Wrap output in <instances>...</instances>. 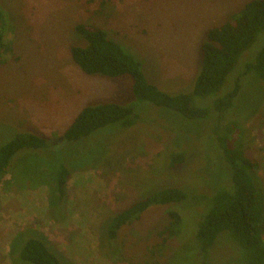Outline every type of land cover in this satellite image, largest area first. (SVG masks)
Wrapping results in <instances>:
<instances>
[{
	"label": "rangeland",
	"instance_id": "374dc122",
	"mask_svg": "<svg viewBox=\"0 0 264 264\" xmlns=\"http://www.w3.org/2000/svg\"><path fill=\"white\" fill-rule=\"evenodd\" d=\"M246 1L0 0L3 42L11 47L0 53V146L17 133H33L48 143L15 153L0 180V264H29L19 253L38 234L63 264L192 262L198 248L195 226L206 203L191 196L222 185L219 154L212 152L219 138L204 139L209 129L200 120L139 101L129 75L84 72L69 48L85 44L75 24L98 26L140 63L149 82L169 94L191 93L206 30L230 20ZM258 47L253 44L244 58ZM106 102L135 105L136 122L60 141L84 106ZM194 104L210 110L216 127L212 97H196ZM231 108L222 122L226 127L237 121L233 137L240 133L245 154L257 161L264 192V82L247 80ZM179 151L185 160L171 168L170 156ZM59 164L70 172L62 197L53 185ZM169 187L184 190L188 198L150 206L108 239L115 213ZM168 209L181 215L182 225L162 242L156 233ZM219 243L212 264H239L233 243Z\"/></svg>",
	"mask_w": 264,
	"mask_h": 264
},
{
	"label": "trees",
	"instance_id": "16d2710c",
	"mask_svg": "<svg viewBox=\"0 0 264 264\" xmlns=\"http://www.w3.org/2000/svg\"><path fill=\"white\" fill-rule=\"evenodd\" d=\"M3 20L4 12L0 5V53L3 49L11 51V47L3 42ZM74 30L85 44L72 45L69 52L84 72L111 77L129 75L132 92L139 101L171 109L188 119L200 120L201 126L206 125L209 129L206 137L202 136L204 139L216 138L218 142L219 138L212 152L219 154V168L222 166L225 177L222 185L210 192L191 196L197 197L206 206L195 226L198 248L190 264H212V250L220 246L221 241L233 243V255L239 259V264H264V192L259 186L262 181L258 163L245 154L238 137L240 133L233 137L238 128L237 121L226 127L222 122L247 80L264 82V38L257 42L260 32L264 31V0L246 1L230 20L206 30L200 44L201 68L191 93L169 94L149 82L140 63L123 45L108 37L102 28L77 23ZM253 44L259 45L257 51L250 52L249 58L245 59L246 51ZM232 75V82L228 83ZM196 97H212V107L217 112L216 127L210 118V110L194 104ZM135 109V105L114 102L84 106L64 130L60 141H77L113 123H117L114 127L132 126L139 114ZM47 146L46 139L41 136L17 133L0 146V180L15 153L25 148ZM184 160L185 152L179 151L171 154L169 165L175 168ZM69 176L68 168L59 164L53 185L61 197L66 192ZM187 198L188 194L178 187L155 190L115 213L108 221L106 236L110 241L114 240L122 226L138 220L152 205L179 203ZM164 218L163 227L156 233L162 242L177 235L182 225V217L176 210H166ZM38 237L39 234L25 241L19 253L20 259L29 264H63L57 254L48 248L46 238Z\"/></svg>",
	"mask_w": 264,
	"mask_h": 264
}]
</instances>
